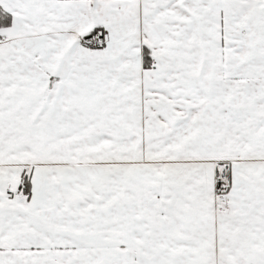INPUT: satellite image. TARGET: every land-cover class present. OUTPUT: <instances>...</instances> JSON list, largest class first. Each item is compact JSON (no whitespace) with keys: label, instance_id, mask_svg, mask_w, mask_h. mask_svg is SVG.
I'll return each instance as SVG.
<instances>
[{"label":"snow or ice","instance_id":"obj_1","mask_svg":"<svg viewBox=\"0 0 264 264\" xmlns=\"http://www.w3.org/2000/svg\"><path fill=\"white\" fill-rule=\"evenodd\" d=\"M0 264H264V0H0Z\"/></svg>","mask_w":264,"mask_h":264}]
</instances>
